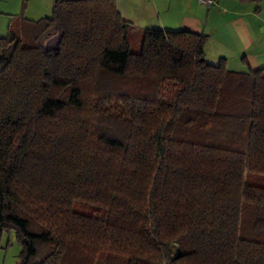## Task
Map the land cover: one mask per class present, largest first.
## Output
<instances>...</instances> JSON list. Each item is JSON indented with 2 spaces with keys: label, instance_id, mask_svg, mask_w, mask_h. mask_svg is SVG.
<instances>
[{
  "label": "trees",
  "instance_id": "trees-1",
  "mask_svg": "<svg viewBox=\"0 0 264 264\" xmlns=\"http://www.w3.org/2000/svg\"><path fill=\"white\" fill-rule=\"evenodd\" d=\"M114 2L0 38V238L16 264H264V67L206 64L184 31L131 54Z\"/></svg>",
  "mask_w": 264,
  "mask_h": 264
},
{
  "label": "crops",
  "instance_id": "crops-1",
  "mask_svg": "<svg viewBox=\"0 0 264 264\" xmlns=\"http://www.w3.org/2000/svg\"><path fill=\"white\" fill-rule=\"evenodd\" d=\"M114 1L138 41L153 29L200 34L206 64L223 60L235 74L264 67V0H213L209 7L197 0Z\"/></svg>",
  "mask_w": 264,
  "mask_h": 264
},
{
  "label": "rangeland",
  "instance_id": "rangeland-1",
  "mask_svg": "<svg viewBox=\"0 0 264 264\" xmlns=\"http://www.w3.org/2000/svg\"><path fill=\"white\" fill-rule=\"evenodd\" d=\"M53 0H0V38L6 37L8 27L16 26L20 22H36L49 18L52 14ZM131 54L140 52L141 45L136 36L129 37ZM250 185L264 187V176L249 175ZM175 245V244H174ZM178 245L174 246V254ZM21 245L16 239L14 231L4 232L0 238V264H16L19 259Z\"/></svg>",
  "mask_w": 264,
  "mask_h": 264
},
{
  "label": "built area",
  "instance_id": "built-area-1",
  "mask_svg": "<svg viewBox=\"0 0 264 264\" xmlns=\"http://www.w3.org/2000/svg\"><path fill=\"white\" fill-rule=\"evenodd\" d=\"M197 2L201 3L202 5L208 6V7L214 3L213 0H197Z\"/></svg>",
  "mask_w": 264,
  "mask_h": 264
}]
</instances>
